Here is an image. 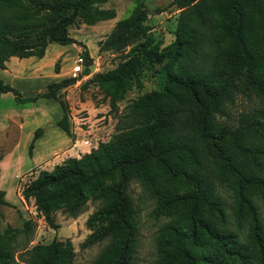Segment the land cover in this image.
I'll return each instance as SVG.
<instances>
[{
	"label": "trees",
	"instance_id": "16d2710c",
	"mask_svg": "<svg viewBox=\"0 0 264 264\" xmlns=\"http://www.w3.org/2000/svg\"><path fill=\"white\" fill-rule=\"evenodd\" d=\"M105 1L0 0V67L12 55L41 57L51 41L75 42L70 25L114 16L113 8L98 5ZM171 4L179 9L175 38L156 72V86L123 107L107 140L51 169L40 168L22 195L34 197L36 209L52 225L58 208L76 216L87 195L100 199L86 219L90 232L81 246L107 243L91 264H137L132 180L154 199L153 215L167 218L150 264H264V108L240 113L234 124L217 119L241 87L264 98V0ZM148 20L149 10L139 1L98 40L99 50L123 52L113 68L85 81L101 89L112 110L132 80L141 85L138 68L153 40ZM83 58L82 73L88 74L87 50ZM77 79L67 76L25 96L0 78V92L11 91L17 102L58 100L63 108L58 125L72 135L60 89ZM42 131L41 126L34 130L29 153ZM4 204L10 203L0 188V216ZM18 230L7 225L0 231V264H18L12 244ZM20 230L27 247L31 220L24 218ZM26 252L27 264H73L75 256L71 239L56 236Z\"/></svg>",
	"mask_w": 264,
	"mask_h": 264
},
{
	"label": "rangeland",
	"instance_id": "374dc122",
	"mask_svg": "<svg viewBox=\"0 0 264 264\" xmlns=\"http://www.w3.org/2000/svg\"><path fill=\"white\" fill-rule=\"evenodd\" d=\"M142 1L149 10V23L152 26L153 40L149 44L151 53L146 56L138 68V77L141 85L138 86L135 80H132L131 86L127 89L125 96L117 103L118 108L112 110L108 98H106L100 88L96 84L90 82L85 83V74L74 72V60L78 55H83V51L89 52L91 63L89 64L90 71H105L113 68L122 58V51L99 50L98 40L104 38L112 29L117 19L129 15L133 12L137 3ZM103 8H113L114 16L96 21L93 24L79 22L69 26L70 34L75 37L73 48L70 44L54 45L63 47L64 51L71 60L61 62L57 60L58 69L65 71V75L77 76L78 79L68 84L69 88L66 93L70 95L69 105L78 106L80 101H86V104H94L95 106L106 105L105 110L97 112L94 117H100L94 121L92 132H89V140L91 143L101 141V138L108 139L115 131L117 125V115L123 107L133 98L143 92L153 89L157 83V70L161 64L167 60V48L175 38V29L179 9H176L171 4V0H106L98 4ZM8 15V13H2ZM128 49V48H127ZM51 56H47L50 59ZM64 65L66 66L64 68ZM73 65V67H72ZM80 68H84L83 65ZM54 72V68L51 69ZM64 95V92H62ZM64 98V97H63ZM66 99V98H65ZM254 108H264V98L257 96L251 89L241 87L240 90L234 92L233 99L226 103L225 113L217 117L221 123L234 124L237 116ZM71 111V110H69ZM72 125H79L87 129L88 123L84 116L87 112L84 109L75 112L72 109ZM81 117V119H77ZM100 130L99 127L104 126ZM88 138V137H87ZM92 148V146L90 147ZM88 144L83 145V152L90 150ZM79 152V154L83 153ZM52 162V161H51ZM33 174H29L31 177ZM8 189V194H9ZM228 201H231V196L227 191L222 192ZM129 194L131 195L136 208V223L138 229V240L136 245V262L137 264H150L156 257V241L162 224L167 220L164 216H154L152 209L154 199L149 196L148 192L136 180L129 183ZM10 197V194H9ZM34 197L25 198L24 206H17L8 201L10 204L1 206L2 214L0 216V231L7 225L19 229L14 234L12 244L16 246L14 257L18 264H27L26 248L38 242H48L53 237L70 238L74 249L75 256L73 264H91L94 258L104 248L107 240L96 242L90 246L82 247L81 243L90 232V228L86 225L88 215L97 208L100 204V199L95 198L92 194L86 196L82 210L76 216L69 215L63 208H58L53 212L54 224L48 223L43 213L34 208ZM31 220V239L28 241L27 247L23 245L25 234L20 230L23 226V219Z\"/></svg>",
	"mask_w": 264,
	"mask_h": 264
},
{
	"label": "crops",
	"instance_id": "0c3cea01",
	"mask_svg": "<svg viewBox=\"0 0 264 264\" xmlns=\"http://www.w3.org/2000/svg\"><path fill=\"white\" fill-rule=\"evenodd\" d=\"M52 42L56 41L47 44L41 57L35 55L10 56L5 62V67H0V78L18 88L23 95L28 96L45 91L49 82L69 76L65 75V71L62 70L63 66L61 70L52 72L51 69L54 68L57 60L61 62L71 60L63 47H58ZM65 44H70L72 48L75 45L74 42ZM47 56H51L50 59H47ZM92 73L90 71L85 74V77L91 76ZM68 88V85L64 86L60 92H64L63 97L68 103L72 135L66 133L58 125L57 121L63 114V108L58 100L52 97H39L34 101L17 102L11 91L0 92V151L2 154L0 188L5 190V199L17 204L18 207L24 206L25 200L17 191L20 176L41 168L47 160L52 163L45 164L46 166L42 168L51 169L54 164L61 163L69 156H78L80 151L83 152L82 140L93 136V134L89 135V132L95 128L92 127L94 121L105 116L94 117L97 112L105 110L106 105L95 106L91 103L86 104V101H80L78 106L69 105L70 95L66 93ZM73 108L75 112L85 108L87 115L84 118L86 122H89L87 129L72 125ZM39 126L43 127V131L33 141L31 153H29V144L34 130ZM104 127L105 125L99 128L101 130ZM103 140L105 139L101 138V141Z\"/></svg>",
	"mask_w": 264,
	"mask_h": 264
},
{
	"label": "built area",
	"instance_id": "2783aa9c",
	"mask_svg": "<svg viewBox=\"0 0 264 264\" xmlns=\"http://www.w3.org/2000/svg\"><path fill=\"white\" fill-rule=\"evenodd\" d=\"M74 62H75V66H74V72L76 73V74H78V73H81L82 72V70H83V68L81 69L80 68V66L81 65H83V67H84V58H83V55H78L77 56V58L74 60ZM80 120H83V119H81L80 118ZM82 142H83V144H88L89 145V148L92 146V147H96L97 146V144H98V142H96L95 144H93V143H91L90 142V140H89V138H84L83 140H82ZM91 149V148H90ZM80 155V154H79ZM78 155V156H79ZM50 163H52L50 160H47V161H45V164L46 165H49ZM45 164H43V166H46ZM42 166V167H43ZM41 167V168H42ZM40 169V168H39ZM39 169H35V170H31V171H29V172H27V173H25V174H22L21 176H20V179H19V181H18V184H17V191L19 192V194H21L22 195V190H23V188L25 187V185L37 174V172H38V170ZM29 174H33L31 177H28L29 176ZM23 196V195H22ZM25 199V198H24ZM34 203V202H33ZM34 208H36V205L34 206ZM38 211V210H37ZM39 212V211H38ZM41 213V212H40ZM42 214V213H41Z\"/></svg>",
	"mask_w": 264,
	"mask_h": 264
}]
</instances>
